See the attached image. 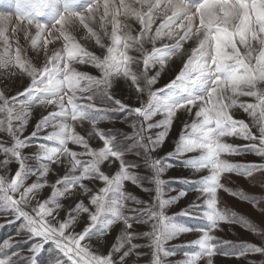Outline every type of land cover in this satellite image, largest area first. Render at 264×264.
Wrapping results in <instances>:
<instances>
[{
  "label": "snow or ice",
  "instance_id": "6c2138e0",
  "mask_svg": "<svg viewBox=\"0 0 264 264\" xmlns=\"http://www.w3.org/2000/svg\"><path fill=\"white\" fill-rule=\"evenodd\" d=\"M13 3L15 23L12 12L0 11V70L27 84L12 96L0 90V212L13 217L8 223L19 222L17 235L26 239L0 241V264H38L46 250L57 254L56 264H138L145 246L148 264H214L218 254L264 256V246L249 242L225 251L231 242L213 235L221 222L264 235L244 216L222 209L218 196L224 190L255 207L264 199L222 182L232 174L264 178V0ZM21 36L34 57L21 45ZM176 58L182 60L179 70L157 87ZM119 80L129 85L136 106L113 95ZM97 97L115 107H99ZM34 107L47 111L25 135ZM116 112L134 117V148H124L97 126ZM181 113L190 119L182 122L172 150L157 157ZM85 123L90 130L82 134L77 128ZM97 138L101 144L93 146ZM29 147L36 151L26 153ZM134 149L137 155L142 151L150 176H141L135 171L139 165L125 159ZM249 154L259 161L233 159ZM173 159L195 178H186L187 188L166 196L168 182L162 177ZM12 162L17 164L14 173ZM50 175L57 178L50 181ZM145 179L152 189L143 188ZM129 182L154 192L151 202L128 192ZM46 188L50 194L42 198ZM189 191L196 198L179 215L206 221L203 227L178 223L167 214ZM68 199L73 203L66 207L62 201ZM129 202L144 207L130 208ZM259 211L264 214V208ZM134 223L150 230L135 231ZM114 226L121 230L108 245ZM193 232L198 237L183 247L195 250L171 259L180 251L171 242ZM143 238L147 245L134 242ZM105 245L107 251H101Z\"/></svg>",
  "mask_w": 264,
  "mask_h": 264
},
{
  "label": "rangeland",
  "instance_id": "374dc122",
  "mask_svg": "<svg viewBox=\"0 0 264 264\" xmlns=\"http://www.w3.org/2000/svg\"><path fill=\"white\" fill-rule=\"evenodd\" d=\"M9 4L12 5L11 8L4 7L3 5ZM0 11H8L13 13V23H15L14 19V3L13 0H0ZM20 43L22 46L28 49V55L30 57H34L35 54L33 51L28 47L27 42L24 40L23 36L20 37ZM57 45H53L51 47H56ZM89 47H91V44H89ZM187 48H190L191 45L186 46ZM39 60H36V63H39ZM182 60L180 58H176L174 62L169 63V68L166 69L161 73V76L158 80L157 87L163 86L165 83H167L172 75L179 70V67L181 66ZM81 70L87 71L92 73L93 75H97L98 73L94 68L91 67H81ZM27 81L20 80V79H11L9 78L6 73L3 72V70H0V90H4L5 94L8 96L15 95L16 92L21 91L24 86H26ZM113 95L117 99H122L124 102L128 103L131 106H136V98L134 94L130 92L129 85L122 81H114L113 83ZM97 103L99 107L102 108H114L115 106L110 101H100L97 97ZM50 110V109H49ZM45 109L34 107L32 118L30 120L29 126L27 131L25 132V135H28L36 121L44 114H46ZM237 115L240 118L247 119V117L243 113H237ZM134 117H127L124 113H112L110 116H107L100 120L98 123V127L101 129H104L105 131H110L113 135L116 136L117 140L121 141L124 148H134V141L130 139V137L134 134V130L131 127V123ZM190 117H188L186 114L181 113L180 118L174 123L173 129L170 133L169 139L165 142L164 146L159 149L154 155L157 157H162L165 155L166 152L171 151L173 147V143L176 139V137L179 135L181 124L182 122L189 120ZM77 130L81 132L82 134L86 133V131L90 130V125L88 123H85L83 127H78ZM0 135H3L0 133ZM36 141H32L33 144H35ZM238 143L242 141H237ZM93 146H99L101 142L97 139H93L91 141ZM70 147H73L76 150H80L77 148V146L70 145ZM26 153H32L36 151L35 147H29L26 150ZM3 157L0 156V159ZM125 159L128 161H131L139 167L135 169L141 176H150L151 172L147 169V167L144 164L143 159V153L140 152V155L136 154V150L130 151L126 154ZM233 159L237 161H259V157H256L253 154H249L246 156H237ZM173 166L167 170V172L163 175V179L167 181L166 186V196H174L176 195L180 190H183L187 188V185L183 183V181L188 178L192 179L195 178L191 172L190 169L185 168L180 161L173 159L170 161ZM30 163H34V161H31ZM9 168L11 169V172H15L17 168V164L15 162H12L9 165ZM108 172L115 171V168L113 169H105ZM60 174H63V170H58ZM57 177L50 175L49 180L54 181ZM264 178L257 175L253 179L240 177L235 174H232L228 177H225V179L222 181L226 184L227 188L233 189V190H243L249 195H255L257 197H264V182H262ZM31 182V181H29ZM143 188L152 189L154 186L149 182V180L145 179L142 181ZM95 187L102 186L99 182H95ZM126 190L130 193H132L134 196L141 200L149 201L151 202V197L154 195L150 192H145L142 190L141 187L132 185L130 182L126 183ZM50 194V189L46 188L41 194V197H46ZM219 200H220V207L222 209H229L232 212L237 213L238 215H242L245 218H247L252 224H255L259 231L261 233H264V214H262L259 211V208H264V199H261L259 202V207H255L252 203L246 200H241L239 197L234 196L230 194L229 192H226L224 190H221L218 193ZM196 198V193L189 191L188 195L182 199H180L175 205H172L167 209V214L172 216H176V220L178 223H183L191 227H203L206 225V221H203L201 219H194L192 216H183L179 215L184 209L187 208V206ZM65 206H69L73 203V200L68 199L62 201ZM130 208H141L144 207V205H136L131 202H129ZM128 215H134V213L127 212ZM61 218L64 216V212L60 213ZM13 217L6 213V212H0V241H3L4 239L13 238L17 240H24L26 239L25 236H18L17 235V229L19 228V222L16 224L8 223V221L12 220ZM83 226V221L81 222V225L78 226L77 230H79L80 227ZM121 228L120 226H114V229L112 230L111 234L107 237L108 245L114 242V238L119 234ZM134 230L135 231H148L150 230L149 225H140L134 223ZM199 233L193 232L189 234H184L178 239H175L171 242L172 245L177 246V248L180 249L178 254L171 258L174 260H180L182 259V252L184 250H195L194 248H186L183 247L187 245L188 241L194 240L198 237ZM213 235H215L219 241H229L231 242V245H224L225 251H236L234 246L238 245L241 242H249L256 245L264 246V235H260L256 232H253L249 230L248 228L244 227L242 224L239 223H228V222H221L218 229L214 230ZM135 243H139L142 245H147L148 240L146 238L139 239L134 241ZM108 245H105L104 248L101 249V251H107ZM30 244H26L23 246V255L27 256L28 248ZM140 252L145 253V255L138 261V264H148V260L150 258V251L145 246L139 249ZM57 254L55 252L50 253L49 251L42 252L38 257V264H56ZM214 264H264V256L260 254H249L246 257H239L236 256H224V255H216L214 258ZM23 264H30L29 261L25 260Z\"/></svg>",
  "mask_w": 264,
  "mask_h": 264
}]
</instances>
